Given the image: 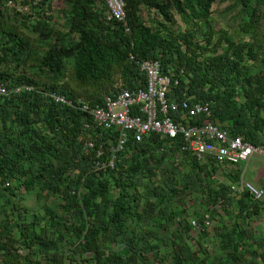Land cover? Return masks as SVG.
I'll return each instance as SVG.
<instances>
[{"label": "trees", "instance_id": "1", "mask_svg": "<svg viewBox=\"0 0 264 264\" xmlns=\"http://www.w3.org/2000/svg\"><path fill=\"white\" fill-rule=\"evenodd\" d=\"M6 1L0 0V82L7 91L0 95V264H264V231L252 224L264 197L231 193L237 165L197 160L179 136L160 149L156 135L129 140L112 167L103 165L117 131L76 105L100 102L116 84L142 86L138 62L157 59L177 80L168 99L204 102L208 119L230 136L261 143L264 0H229L240 20L233 34L215 23L216 0H124L128 30L106 19L104 0ZM22 85L31 88L14 90ZM86 141L93 143L87 150ZM218 170L226 180L215 179ZM188 193L198 195L197 208L190 210ZM209 218L217 221L212 233Z\"/></svg>", "mask_w": 264, "mask_h": 264}, {"label": "built area", "instance_id": "2", "mask_svg": "<svg viewBox=\"0 0 264 264\" xmlns=\"http://www.w3.org/2000/svg\"><path fill=\"white\" fill-rule=\"evenodd\" d=\"M39 0H34L36 3ZM106 4L105 17L116 20L128 30L124 0H104ZM12 0L6 1V6L13 5ZM140 73L144 76V84L135 87L115 85V90L106 94L95 104L78 99L77 107L88 113L92 121L103 129H113L117 134L112 141V157L103 165L112 167L115 153L122 151L129 140L140 142L151 135L160 140V149L168 146L171 140L179 136L183 141L182 149H186L197 160L207 156L213 157L217 163L225 162L232 166L247 164L253 156L264 159V140L255 145L243 139L240 135L230 136L227 130L212 122L209 117L208 105L199 100L185 97L179 102L167 98L171 84L177 83L172 74L163 73L157 59H144L138 62ZM22 85L15 91L30 89ZM5 85L0 82V95L5 94ZM56 102L71 104L64 95L51 93ZM199 117L200 123L187 124V118ZM84 126L89 127V123ZM91 141L83 144L85 150L92 147ZM97 155L101 154L98 150ZM96 164V163H95ZM230 191L239 196L242 191H248L255 200L264 197V188L254 185L240 172L238 178L231 182ZM209 224V221H206Z\"/></svg>", "mask_w": 264, "mask_h": 264}, {"label": "rangeland", "instance_id": "3", "mask_svg": "<svg viewBox=\"0 0 264 264\" xmlns=\"http://www.w3.org/2000/svg\"><path fill=\"white\" fill-rule=\"evenodd\" d=\"M230 6V1L229 0H216L213 5H212V10H213V19L215 20V23H217V26L219 27H223L224 29H227L231 34H233V29L234 28H237L238 25H239V17L237 16L236 14V10H231V8L229 7ZM16 7L20 8L21 11H28L29 9V6L26 5V6H21V5H16ZM59 6L58 5H54V8L57 9ZM10 8V7H8ZM57 16V19H58V15L56 14ZM177 18V21L182 24V22L180 21L179 17L176 16ZM60 20V18H59ZM25 35L31 40L32 42V47L33 48H36L38 45L36 43V38L33 34L29 33L28 31H25ZM28 63L30 65H33V69L36 68L37 66V60H36V57H31L29 58L28 60ZM70 72V67H69V64L67 65V69H66V75L68 76ZM42 78V76H40ZM254 157H259V159L261 161L264 162V159L261 158L260 156H253ZM252 161V160H251ZM256 164H258V161H254ZM249 162L247 163L246 165V168H245V172H244V177L245 178H249L248 180L250 182H252L254 185L256 186H260L262 188H264V174L261 173V171L264 172V170H261L259 173H258V177L255 178L254 175H249V171L248 170V167H249ZM215 179H222V180H226L224 179V176H223V171L221 170H218L216 172V176H215ZM184 199L187 201V203L189 204V208L190 210L192 208H197L198 207V202H199V198H198V195L196 193H188L186 195H184ZM26 204H30L32 202V199L30 197H28L26 199ZM217 224V221L214 220L213 218H209V225L211 226L210 227V231L212 233V227L215 226ZM254 225V227L257 229V230H262L264 231V210L260 213L259 217H257V219H255V222L252 223Z\"/></svg>", "mask_w": 264, "mask_h": 264}, {"label": "crops", "instance_id": "4", "mask_svg": "<svg viewBox=\"0 0 264 264\" xmlns=\"http://www.w3.org/2000/svg\"><path fill=\"white\" fill-rule=\"evenodd\" d=\"M252 160V161H251ZM254 161H258V164H256ZM250 164H249V167H248V170L249 171V175H254L256 174L255 178L258 177V173L261 171V170H264V162L261 161L259 159V157H252L249 161H248ZM246 165L247 164H239L237 165L236 167H233L234 169H239V173L240 172H245V168H246ZM261 173L264 174L263 171H261ZM246 179H249L248 177Z\"/></svg>", "mask_w": 264, "mask_h": 264}]
</instances>
